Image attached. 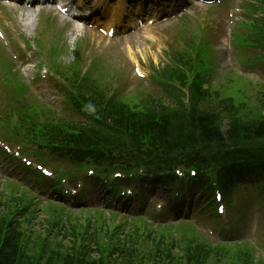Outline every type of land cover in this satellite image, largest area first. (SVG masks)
<instances>
[{
    "label": "rangeland",
    "instance_id": "rangeland-1",
    "mask_svg": "<svg viewBox=\"0 0 264 264\" xmlns=\"http://www.w3.org/2000/svg\"><path fill=\"white\" fill-rule=\"evenodd\" d=\"M111 5L113 4H110V6ZM78 6L81 9L84 7L81 3H78ZM41 10L42 11L38 10L37 14L34 12L28 14L26 11L22 10V12L32 20V22L29 23L23 21L21 12L16 13L13 11L18 17L17 23L21 24L20 28H25L21 30L16 24V29L4 31V33H9L11 35L14 34L19 41L18 45L22 47L25 46L27 49H33V52L35 49L37 54L34 56V61L29 64V66L24 65L23 67H19L11 61L10 54L5 50L2 42H0V54L2 55L3 60L9 63V65L1 68L0 76L2 75L8 78V69H11L15 74V77L24 84L26 82L29 84L28 80L33 77V74H38L42 68L49 70L50 76L48 79L50 88L47 83H39L40 88L38 90V96H35L30 89L29 92L57 111L64 103L65 91L63 80H61L58 74L54 73L55 71L60 70L61 74L67 76L68 74H71L68 69L69 66L76 65V67L81 69L83 73H95L100 79L98 82L108 84L110 92L118 93L120 99L134 97V95L143 97L145 94H156L160 91V88L154 83V80L151 77L153 68L164 66L168 53L176 51L181 52L186 49L188 44L197 42L201 38L203 41L210 44L214 52V63L216 65L214 73L216 75L212 80L213 84L219 85L221 82H224L231 77L233 70H238L241 68L239 66L242 65L249 66L250 68V70L248 69V72L250 73H244V75L247 76L245 77L247 80L250 79L252 83L264 81V74L261 72L264 69V66H259L257 61L253 59V48L248 45L235 47L229 34L226 36L228 23L231 27L233 26V23L231 21L229 22L226 12L222 7L205 8L202 6H196V8L190 10L181 18L177 15H174L172 18L165 17L163 20H160L155 16L146 17V19H151L152 23L149 25L146 23L142 25V27L146 26L142 33L140 31L142 27H135L131 32L120 33L121 35L117 36L116 39L110 40L99 30L95 31L93 28L82 25L77 21L76 22L82 29H77L78 31L76 32L74 31V27L79 26L75 21L67 20L66 17L60 16V14L53 11V9L48 10L43 8ZM7 15L11 16L9 13H7ZM20 18H22V21ZM132 22L136 23L137 21L133 19ZM69 24L72 26L70 27ZM248 32L249 31L241 26V24H237L234 36L240 39L242 38L240 36L241 34L245 35ZM57 38L59 40L63 39L66 47H69L67 52L60 57L61 61H57L56 59L60 55L56 58L53 57V47L56 44ZM77 48H80L81 50L78 55H75L74 52ZM78 57L82 58V64L77 66L76 62ZM137 71H139L140 74H138ZM254 71H260V76L254 77L257 76L254 74ZM138 75L144 77V79H141ZM234 76L233 79L236 84L243 86V83H238L237 75ZM149 78L152 81L151 83L148 81ZM238 89L239 87L236 86V88H233L229 94L237 96L238 98L241 97L242 94L239 93ZM48 94H51V101L46 103L45 99ZM140 199L139 202L141 203V208L137 213L140 212V215L148 216L145 207L147 202L143 197ZM134 204L136 205L137 203ZM105 205L106 203H104V201L100 202L97 198L92 204L86 203L83 207H71L70 205L65 204V210L70 211V214L67 215V211H65L63 213V218L66 219L65 216H67V218H77L78 221H82V225L85 227L89 223L87 219L91 217L90 222L93 227L94 220H97V217H94V215L101 214L97 212V209H102ZM195 208L196 207H193L191 213L183 211V213L172 217H170L171 213L168 212L167 217L170 218H165L161 221H156L155 219L154 222L157 226L161 224L168 225L167 223H172L174 220H186L184 218L189 217L188 219H191V223H194L199 234L211 238L214 240L212 242L216 243V241L221 239L217 234L218 230L221 228L220 220L214 222V220L208 219L206 215H203L202 212H195L193 215ZM133 214L136 213H128L129 216H134ZM149 214H151V216L148 222L152 223L154 220L153 215H155L154 209H152ZM101 215L103 222H106L105 224L109 225L110 230H115L120 226L119 230L122 232L120 240L122 242L127 234L133 230L131 227L128 229V226L123 225H126L127 221L104 216V214ZM263 215L262 207L254 205L250 208L243 220L238 218L235 220L238 225V231L230 232L229 237L234 238L243 235L244 238L248 239V237L254 236V227L251 223ZM41 218L42 215L34 221L37 224L34 227L36 231L40 230L38 222ZM162 225L160 226L161 229L157 230L158 232H162L163 228H166ZM216 225L219 226L218 230L214 229ZM136 226L140 228L143 225L137 223ZM27 231L28 230H24V233ZM165 232L169 236H173L172 233L176 234L174 230H172V233H169L168 231ZM34 235L35 240L39 242L38 247L42 249V241H45L43 236H40L36 232ZM257 235L258 236L255 238H249L257 243V245L253 243V246L259 248V251L256 250L257 254L254 249H251V254H255V257L258 256L261 263L264 264V230H260ZM51 239L49 241L56 249L66 251L71 248V244L68 243L71 240L70 238H62V236L57 237L53 235ZM33 242L34 240L32 243ZM141 244H143V242ZM240 247L243 249L246 248L245 245H240ZM34 250L30 253L31 257L32 254L34 255ZM178 252L179 250L175 253L180 255ZM232 264H235V262H232Z\"/></svg>",
    "mask_w": 264,
    "mask_h": 264
},
{
    "label": "trees",
    "instance_id": "trees-1",
    "mask_svg": "<svg viewBox=\"0 0 264 264\" xmlns=\"http://www.w3.org/2000/svg\"><path fill=\"white\" fill-rule=\"evenodd\" d=\"M188 66L163 70L166 76L164 94L173 97L172 101L166 95L156 99L148 97L132 109L117 100L101 98L99 121L91 127L73 128L62 142L79 160L88 157V151L95 148L100 161L106 160L115 167H125L132 161L151 162L159 167L180 161L193 149L210 150L212 145L222 147L225 142L264 141V115L244 117L234 101L224 100L216 108L220 112H210L207 98L199 91L191 93L189 109L183 105L175 108L181 103L182 95L177 87L188 85L189 75L183 69ZM196 88L192 86V90ZM224 121H227L226 131L222 128ZM126 158L132 161L119 162ZM200 161L195 164L199 170L217 164L214 154L207 158L202 155ZM3 216L0 215V264H207L209 257L207 248L195 245L187 248L183 258L173 259L172 251L163 248V243L155 244V240V246L149 251L140 248L139 237L131 239L132 246L128 248L126 243H119L118 229L111 234L107 232V241H104L102 225L100 233L93 237V244L63 251L45 240L41 249L34 233L29 230L24 233L14 220Z\"/></svg>",
    "mask_w": 264,
    "mask_h": 264
},
{
    "label": "bare ground",
    "instance_id": "bare-ground-1",
    "mask_svg": "<svg viewBox=\"0 0 264 264\" xmlns=\"http://www.w3.org/2000/svg\"><path fill=\"white\" fill-rule=\"evenodd\" d=\"M119 1V6L124 7L126 5V1L125 0H118ZM133 1L135 3H138L139 6L144 5L147 6L150 1L149 0H130ZM123 12L122 9L119 7V10H117L115 13H113V18L109 21V24L107 25V29H109V27H113V26H118V23L121 21Z\"/></svg>",
    "mask_w": 264,
    "mask_h": 264
}]
</instances>
